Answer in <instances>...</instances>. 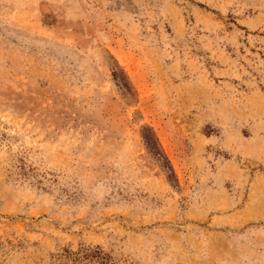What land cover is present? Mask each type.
<instances>
[{
    "label": "rangeland",
    "instance_id": "obj_1",
    "mask_svg": "<svg viewBox=\"0 0 264 264\" xmlns=\"http://www.w3.org/2000/svg\"><path fill=\"white\" fill-rule=\"evenodd\" d=\"M84 246L264 264V0H0V264Z\"/></svg>",
    "mask_w": 264,
    "mask_h": 264
},
{
    "label": "trees",
    "instance_id": "obj_2",
    "mask_svg": "<svg viewBox=\"0 0 264 264\" xmlns=\"http://www.w3.org/2000/svg\"><path fill=\"white\" fill-rule=\"evenodd\" d=\"M147 141L151 146H155L153 140L147 139ZM61 258L71 264H115L112 261V257L99 247L84 246L77 251L67 250Z\"/></svg>",
    "mask_w": 264,
    "mask_h": 264
}]
</instances>
